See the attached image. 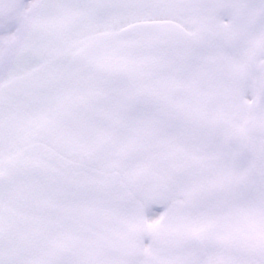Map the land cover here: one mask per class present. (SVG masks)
Masks as SVG:
<instances>
[{"label": "snow or ice", "instance_id": "obj_1", "mask_svg": "<svg viewBox=\"0 0 264 264\" xmlns=\"http://www.w3.org/2000/svg\"><path fill=\"white\" fill-rule=\"evenodd\" d=\"M0 264H264V0H0Z\"/></svg>", "mask_w": 264, "mask_h": 264}]
</instances>
